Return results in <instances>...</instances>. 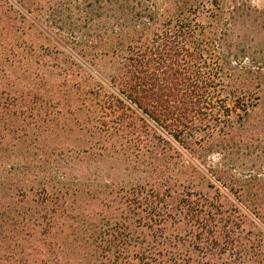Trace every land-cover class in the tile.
Returning <instances> with one entry per match:
<instances>
[{"label":"trees","instance_id":"trees-1","mask_svg":"<svg viewBox=\"0 0 264 264\" xmlns=\"http://www.w3.org/2000/svg\"><path fill=\"white\" fill-rule=\"evenodd\" d=\"M18 1L19 10L27 11L35 2ZM86 7L95 9L94 18L86 11L83 27L74 21L63 27L72 38L64 48L69 60L37 71L20 93L21 104L43 111L51 103L45 92L60 93L67 104L79 92L86 124L98 137L100 159L134 158L169 166L179 165L185 155L195 173L207 180L215 195L187 202L183 192L184 198L167 203L162 197L167 181L150 186L155 191L147 214L152 217L146 220L151 228L156 220L163 224L161 239L143 236L145 251L155 255L149 252L139 263L129 257L127 264H256L261 245L254 252V244L240 234L245 218L264 233V51L239 30L254 25L257 16L264 19V11L253 0H91ZM63 8L60 3L61 15ZM50 16L54 22L69 19L53 12ZM75 77L82 82L73 83ZM57 78L60 83L49 85ZM190 187L189 182L183 186L185 191ZM139 196L135 198L141 207L147 198ZM126 202L124 209L130 211ZM160 202L167 204L162 207ZM4 203L0 201V242L9 243L16 203L13 198ZM100 214L117 218L111 204ZM170 219L173 235L165 226ZM195 226L193 240L183 238L182 230L193 234ZM120 228L125 227L108 225L106 241L51 242L70 250L94 246L101 251L94 264H110L108 248L122 252L128 244ZM185 241L202 257L178 254ZM64 252L67 262H74Z\"/></svg>","mask_w":264,"mask_h":264},{"label":"rangeland","instance_id":"rangeland-1","mask_svg":"<svg viewBox=\"0 0 264 264\" xmlns=\"http://www.w3.org/2000/svg\"><path fill=\"white\" fill-rule=\"evenodd\" d=\"M88 1L91 2L35 0L27 11L25 7L19 10L18 0H0V201L6 203L13 198L16 203V210L11 214L16 221L9 224L13 225L9 243L0 242V264H37L40 260H43L41 264H57L56 257L60 258L61 264H94L95 256L101 254L94 246H78L70 250L51 241L76 238L82 245L81 240L88 238L98 237L106 241L110 238L106 235V228L116 224L125 227L120 228L119 233L128 244L122 252L108 248L106 257L111 258L110 264H127L129 257L133 256L139 263V258L149 252L152 255L156 253L145 251L142 237L154 241L161 239L159 235L163 224L156 220L151 228L146 220L152 217L147 212L155 191L150 186L156 180L161 183L167 181L162 196L167 203L176 198L182 199L185 194V202L200 195L204 199L215 195L208 188L207 180L195 173L185 155L180 157L179 165L169 166L163 162L150 165L148 161H134V158L128 161L100 159L98 137L86 124L87 113L80 106L79 92L68 97V104L60 93L45 92L44 99L51 103L43 111L31 110L32 106L21 104L20 93L27 90L30 79L34 80L37 71L46 70L49 64L69 60L64 48L72 38L67 27H63L71 21L83 27L86 11L95 17V9L86 7ZM60 3L64 6L62 15ZM253 5L264 11V0H253ZM51 12L69 19L54 22ZM262 16H257L254 25L246 24L239 30L249 33L260 51H264ZM32 71L33 75H30ZM81 78L75 77L73 83L78 84ZM60 82L59 78L48 81L49 85ZM188 182L192 187L190 191H185L187 189L183 186ZM139 195L147 198L141 207L135 198ZM127 199L130 211L124 209ZM167 203L160 202V205L163 207ZM108 204H111L113 212L117 211L114 220L106 218L108 213L100 214ZM165 226L168 227L167 233L173 235L170 231L173 227L171 219ZM241 229V239L253 243L254 252L255 247L261 245L262 253L256 261V264H261L264 233H259V229L246 218ZM197 231L195 226L193 234L186 235L183 229V238L193 240ZM136 237H139L137 244H133ZM64 250L73 255L70 256L75 258L74 262H67ZM176 252L181 256L202 257L189 241H185L181 250L179 247Z\"/></svg>","mask_w":264,"mask_h":264}]
</instances>
